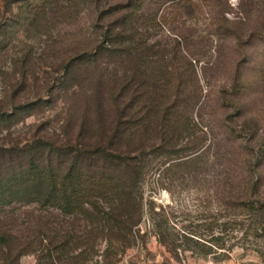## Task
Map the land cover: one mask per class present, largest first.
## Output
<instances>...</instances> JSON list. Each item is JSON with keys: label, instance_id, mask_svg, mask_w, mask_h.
<instances>
[{"label": "rangeland", "instance_id": "374dc122", "mask_svg": "<svg viewBox=\"0 0 264 264\" xmlns=\"http://www.w3.org/2000/svg\"><path fill=\"white\" fill-rule=\"evenodd\" d=\"M41 7L31 14L11 3L16 30L0 50V111L25 113L14 106L50 100L0 122V142L76 139L77 115L92 112L82 87H56L63 59L93 49L109 24L118 51L90 69L83 64L81 85L88 93L102 72L104 95L120 93L122 117L138 113L143 121L130 126L128 142L106 139L98 125L85 138L112 141L135 164L122 182L120 166L88 168L113 179L105 182L113 190L93 197L95 207L81 206L100 215L21 203L0 213L3 229L27 231L37 221L52 237L20 264H264V0H53ZM105 109L109 122L117 109Z\"/></svg>", "mask_w": 264, "mask_h": 264}, {"label": "trees", "instance_id": "16d2710c", "mask_svg": "<svg viewBox=\"0 0 264 264\" xmlns=\"http://www.w3.org/2000/svg\"><path fill=\"white\" fill-rule=\"evenodd\" d=\"M3 1L4 10L0 13V50L10 43L16 30V28H13L14 15H9L11 13L9 11L11 3L21 1L27 7L22 12H27L30 8L31 14L34 12L38 14L43 3L31 4V2H28L29 0ZM52 1L47 0L42 7L50 5ZM18 15L20 14L18 13ZM41 25L43 24H34L36 27ZM112 30H114V27L109 24L101 30L102 37L93 49L88 50L85 48L74 55L70 54L66 60L63 59L64 72L56 87L64 89V91L70 86H74V88L77 86L82 87V91H80L84 97L82 102L85 106L88 105L85 107L86 111L92 112L77 115L76 139L74 141L69 139L53 141L45 136H38L32 141L23 143L18 141L0 142V213L13 210L12 208L18 203L35 205V209L41 207L59 208L65 213H71L75 208L81 207L82 204L85 205L84 203L93 208L95 207L93 197L99 195V193L113 190L110 184L105 185L106 181L111 180L112 182L113 179H111L110 173L107 176V172L103 171L102 168L100 169V167L97 175L96 171H88V168L91 167L92 170L99 162L113 164L115 167L120 166V181H125L127 179L126 171L131 169L132 164L135 166L132 160L133 156L123 153L121 148L120 153H118L116 147H111V144L113 145L112 141H105L103 138L97 144L85 141L87 134L93 135L96 125L99 126L102 135L104 134L108 140L110 138L114 140L115 137L120 135V142L131 141L133 137L129 131L130 126H135L143 121V116L138 115V113L127 115L125 119L122 117L124 113H120V109L117 107L120 104L118 100L120 93L113 95V91L109 89L107 90V96L104 95L105 90L103 87L106 86L107 79L104 78L102 72L96 73V76L94 75L96 82H94L93 88L87 91L88 93L81 85L86 77V75L80 77L83 64L88 65L87 69H90L106 53V56H108L118 51L115 37H112ZM107 39L108 43L105 42ZM130 58H132L131 55ZM49 100H41L39 97L36 101H28L14 106L16 111L25 113H8L1 109L0 122L14 121L18 118L16 117L18 114H20L19 116L28 115L30 113L26 112H30V109L35 105ZM105 106L108 110L110 106H116L117 109L115 116L110 114L109 122L107 120L109 113H103ZM108 142L111 144H107ZM195 155L197 153L188 156L187 160L197 157ZM252 184L256 183L252 182ZM122 192L124 193V190L120 191L121 194ZM6 207L9 209H6ZM82 208L87 214L86 216L100 215L98 211ZM26 228H28L27 231L20 229L7 230L0 225V251L2 252L1 259L4 261L2 264H20V257L23 253L39 249L45 236L49 240L52 238L46 233L42 225H37V221H32ZM47 247L49 246L47 245Z\"/></svg>", "mask_w": 264, "mask_h": 264}]
</instances>
